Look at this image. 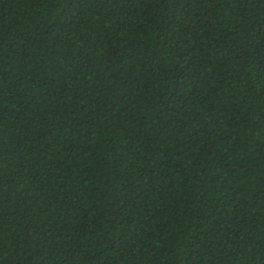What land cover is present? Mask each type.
<instances>
[{"label": "trees", "instance_id": "1", "mask_svg": "<svg viewBox=\"0 0 264 264\" xmlns=\"http://www.w3.org/2000/svg\"><path fill=\"white\" fill-rule=\"evenodd\" d=\"M0 264H264V0H0Z\"/></svg>", "mask_w": 264, "mask_h": 264}]
</instances>
